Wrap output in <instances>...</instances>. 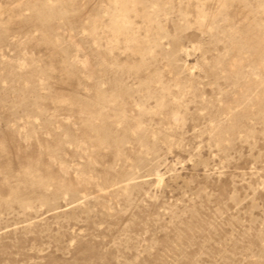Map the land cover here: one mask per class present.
I'll return each mask as SVG.
<instances>
[{
    "label": "rangeland",
    "instance_id": "rangeland-1",
    "mask_svg": "<svg viewBox=\"0 0 264 264\" xmlns=\"http://www.w3.org/2000/svg\"><path fill=\"white\" fill-rule=\"evenodd\" d=\"M0 264H264V0H0Z\"/></svg>",
    "mask_w": 264,
    "mask_h": 264
}]
</instances>
